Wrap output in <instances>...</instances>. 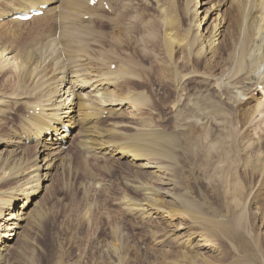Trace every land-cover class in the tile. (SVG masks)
<instances>
[{
	"label": "bare ground",
	"instance_id": "6f19581e",
	"mask_svg": "<svg viewBox=\"0 0 264 264\" xmlns=\"http://www.w3.org/2000/svg\"><path fill=\"white\" fill-rule=\"evenodd\" d=\"M151 1L91 6V0H0V264H41L30 249L31 234L46 221L48 186L76 154L78 166L91 155L123 171L126 194L119 201L130 217L172 219L175 209L171 214L163 208L162 197L185 209L183 219L196 226L194 216L202 207L177 183L181 160L192 154L205 166L214 196L224 201L214 211L211 236L242 239L259 253L263 231L256 243L254 228L258 220L264 228V214L256 213L257 184L264 179V0H184L181 35L167 17L161 20L162 56L185 66L169 65L170 78L163 67L157 70L160 77L168 75L174 107L183 114L168 130L153 117L155 110L151 117L144 112L149 99L137 86L149 83V72L125 51L131 44L141 57H154L147 40L156 35L155 15L139 21L137 10L149 9ZM99 7H109L111 15L100 17ZM37 11L43 14L18 19ZM101 23L109 26L107 43L100 42L106 32L95 26ZM212 241L204 245L217 249ZM111 249V257L120 259V249Z\"/></svg>",
	"mask_w": 264,
	"mask_h": 264
},
{
	"label": "rangeland",
	"instance_id": "374dc122",
	"mask_svg": "<svg viewBox=\"0 0 264 264\" xmlns=\"http://www.w3.org/2000/svg\"><path fill=\"white\" fill-rule=\"evenodd\" d=\"M105 1L104 2L107 3L108 0ZM183 1L184 0H156L159 5L156 2L152 3L151 1L150 6H148L149 9L144 8L148 11H144L143 7L137 6L140 16L139 21H142V16L144 17L147 15L143 19L147 22L152 14L155 15L152 16L154 17L153 24L155 26L153 29L155 30L156 35L152 36L154 38H149V40H147L149 42V50H155V54L153 55V58L147 59L146 57H141L138 48L135 46L132 47L131 44H127L125 49V51L130 53L132 57L139 60L134 61L133 63L138 67L142 65V68L147 70L152 77L151 78L148 74L149 83L144 84V86L142 85L143 83H141L137 86L138 89H140L137 91L146 92L145 94L148 96L145 95L147 98L146 101L149 99L147 103H149L150 107H148L147 104L149 109H145L149 113L146 111L144 112L147 113V115L150 114L148 116L151 117V113L155 110L156 113H154L155 111L152 113V115H155H153V117L161 120L159 123H162L163 127L167 130L172 129L176 119L181 118L183 115L181 113L177 114V110L174 107L176 105L174 103L177 102L175 99L177 98H175L174 90L170 88V85L167 82L172 76L171 66L172 64H176L180 69L181 67L183 69L185 66L184 61H182L181 64H177L175 61L165 59L161 54V45L159 41H161V25H164L163 21L165 20V17L173 23L171 28L175 31L178 30L180 32L179 35H181V30L183 32V28L186 26L184 24L186 8H184L185 6L183 7V5H185ZM100 2L104 4L103 0ZM100 2L98 0L96 5ZM100 4L98 6H101ZM102 8L103 7H101V9L100 7L98 8L100 11V17L111 15V11ZM170 8L172 11H169ZM162 10L165 11L162 12ZM144 12H146V14H144ZM147 12H149V14ZM156 18H159V20ZM172 19H176V21L174 20V22ZM137 25L139 32L141 25ZM95 26L99 30L102 29L106 32V35L102 34L100 42L107 43L109 26L105 23L96 24ZM177 26L179 27L177 28ZM180 26H182L181 29ZM110 30L117 33L119 28H110ZM148 30L147 27L139 34L144 36V34L148 33ZM139 41L143 45L147 44V41H145L144 38ZM115 66L116 63L113 64L112 68L115 69ZM161 67H163L162 71L164 69V73L169 76L165 74L162 77H160L161 75L158 76V73L160 74V72L157 70L161 69ZM165 67L168 71L165 70ZM156 73L157 76H155ZM164 77L166 78L164 79ZM156 102L158 103L156 104ZM183 107L187 113L189 105L186 106L187 108H185V106ZM185 111L183 112L184 114H186ZM107 121L108 118L102 119L100 120V124L104 126ZM74 153L75 152L73 151V154ZM191 155L186 156L187 158H183L185 160L189 158L186 160L189 163L185 162L186 164H184L185 160H181L184 169L182 170V174L177 176V183L179 182L178 184L180 185L182 183L183 186L181 188L187 192L186 196L188 199L202 207L201 210L195 214L196 217L194 216L195 222L199 221L198 225H193L189 218L183 219V215L181 214H186L185 209L183 210V208L178 205L169 206L166 203L167 201L165 202V199L161 196L162 200H160L159 204L163 208L168 206V208L166 207L168 209L167 211L171 214H173L171 209H175V215L172 219L171 217L170 219L160 218L156 215H154L150 221L130 217L128 211L124 209L122 202L119 201L122 196L126 194L122 182L123 171L118 168V166L116 167V165L111 167V162L109 161L104 162L103 160H95V158L90 155V159L88 158L85 163L88 168H86V171L92 170L94 172L89 171L88 174V171L86 172L84 171L85 169H83L85 168V165L82 166L79 164V166H81H78L80 158L79 154H76L73 158L74 161L68 163L70 168L69 166H65L62 168L63 171L61 169L63 174L59 173L57 176L59 177V181L56 180L57 182L55 181L54 185L50 184L48 186L52 190L44 198V202L46 203L45 209L47 210L45 211L47 212L45 218L46 221L44 222L43 227L36 228L32 232L33 244L29 245L31 247L30 249L36 251V255L40 258L41 264H237L246 262L250 264H264V241L262 244H259V253H257L252 246L251 249H249V247L246 248L242 239L241 243H235L229 241L223 235L219 236L218 239H214L211 236L210 225L212 219L215 217L214 211L218 209L220 207H218V205L222 204L224 201L214 196L209 183L206 182L208 176H206L207 171H205V166L199 165L197 161H195L196 159ZM75 161H77V164ZM95 163H97V168L94 166ZM186 165H188V171ZM98 166L102 168H98ZM104 167L107 168L104 169ZM202 168L205 169L203 170ZM91 172L93 176L91 175ZM89 177L90 179H88ZM261 181L263 182L257 184V197L259 201V204L257 205L258 210L257 212L255 211L257 215L258 213L264 214V179H261ZM245 182H247V184L249 183L247 177H245ZM184 186L185 189L183 188ZM160 197H158V199H160ZM220 211L221 214H226V211L222 207ZM189 212L192 214V211ZM178 213L181 216L176 215ZM256 225V228H254L257 231L256 243H259L260 236L258 234L260 231H263L264 237V228L263 225H261V222L259 223V220L256 221ZM175 227L180 228V230H175ZM207 240H213L212 242L216 243L215 245L218 244V248H212V250L209 249L208 246L204 245L207 243ZM114 246H117V248L120 249V259L111 257V248ZM188 246L191 247V250ZM237 249L243 250V253L237 251Z\"/></svg>",
	"mask_w": 264,
	"mask_h": 264
}]
</instances>
